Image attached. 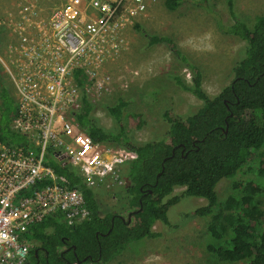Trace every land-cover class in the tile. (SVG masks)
<instances>
[{"label": "trees", "instance_id": "trees-1", "mask_svg": "<svg viewBox=\"0 0 264 264\" xmlns=\"http://www.w3.org/2000/svg\"><path fill=\"white\" fill-rule=\"evenodd\" d=\"M182 1L165 0L164 6L174 12ZM228 3L233 24L218 22V30L244 43L231 83L218 95H208L201 71L182 58L191 84L179 77L173 80L201 104L187 116L163 111L158 138L138 142L126 131L124 118L129 127L139 128L144 122L140 115L124 114V100L100 104L111 119L110 128H105L96 117L98 104L81 96L73 113L79 128L94 142L133 151L137 159L121 168L123 184L108 192L116 202L111 212L103 213L96 197L101 186H88L69 161L50 157L56 174L82 192L90 216L69 227L58 213L30 228L27 237L37 245L28 264H108L128 246L157 239L154 226H170L169 210L190 198L206 201L190 216L209 219L206 251L211 264H264V15L248 26L232 11V0ZM5 35L0 28V45ZM149 44H165L180 55L168 37H153ZM15 115L13 88L0 67V141L27 148L30 140L12 128ZM249 172L253 178L236 181ZM223 180L232 181V192L220 199L216 189ZM177 189L181 192L175 194Z\"/></svg>", "mask_w": 264, "mask_h": 264}, {"label": "built area", "instance_id": "built-area-1", "mask_svg": "<svg viewBox=\"0 0 264 264\" xmlns=\"http://www.w3.org/2000/svg\"><path fill=\"white\" fill-rule=\"evenodd\" d=\"M11 1L0 14V67L13 88L12 128L32 145L0 141V264H28L30 228L58 213L69 227L90 216L82 192L56 174L50 157L69 161L88 186L122 185L121 168L137 159L94 142L73 113L81 96L96 103L128 88L107 70L130 51L131 32L156 0Z\"/></svg>", "mask_w": 264, "mask_h": 264}, {"label": "rangeland", "instance_id": "rangeland-1", "mask_svg": "<svg viewBox=\"0 0 264 264\" xmlns=\"http://www.w3.org/2000/svg\"><path fill=\"white\" fill-rule=\"evenodd\" d=\"M165 0H156L148 12L139 20L131 32L132 46L128 53L108 73L128 80V88L115 90L98 102L113 104L120 98L128 103L124 114L141 116L144 124L129 127L124 118L126 131L138 142L156 139L161 135L160 122L163 111L170 109L180 116H187L201 103L189 92L181 90L174 77L181 78L190 85L191 75L185 64L196 66L202 74V88L210 96L218 95L232 79L233 64L241 58L244 43L218 30V22L233 24L228 9L229 0H183L179 9L168 11ZM237 19L248 26L258 16L264 15V0H232ZM12 6L11 0H0L1 10ZM251 24V25H249ZM153 37H168L176 45L180 55L176 56L165 44L151 46ZM126 69L138 72L129 78ZM6 84L9 80L4 75ZM11 84V83H10ZM96 117L101 125L110 128L111 119L100 105ZM252 172L241 173L236 181L253 178ZM232 181L223 180L217 186V194L222 199L230 194ZM96 189V197L101 211L111 212L116 199L108 192L118 190L119 185L111 181ZM177 189L174 193L178 194ZM206 205V201L190 198L182 201L168 212L170 226L157 223L153 231L157 239L143 240L130 245L114 261L108 264H211V255L206 251L210 238L207 235L208 218H197L190 213ZM37 244H32L35 248Z\"/></svg>", "mask_w": 264, "mask_h": 264}]
</instances>
